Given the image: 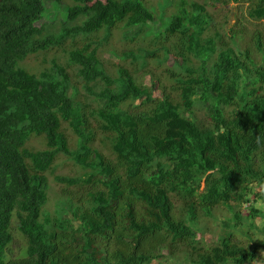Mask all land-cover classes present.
Listing matches in <instances>:
<instances>
[{
  "label": "trees",
  "instance_id": "obj_1",
  "mask_svg": "<svg viewBox=\"0 0 264 264\" xmlns=\"http://www.w3.org/2000/svg\"><path fill=\"white\" fill-rule=\"evenodd\" d=\"M167 1L155 16L157 29L142 0H0V264H151L162 257L166 264H244L263 247L264 239L251 234L253 218L262 214L254 201L264 198L255 190L264 187V28L250 36L257 54L236 51L216 29L200 37L210 22L203 5ZM249 1L248 16L264 23V0ZM44 16L47 22L35 25ZM77 17L84 20L65 25ZM120 27L125 40L141 39L128 51L146 68L149 85L136 69L106 74L92 42L68 52L86 82L104 83L95 92L99 105L85 106L108 141L109 160L87 144L93 132L85 131L77 87L70 90L65 77L47 69L29 72L21 62L70 36L103 29L107 39ZM151 89L163 91L162 98ZM62 122L78 137L74 149ZM32 135L42 136L43 149L25 148ZM59 152L88 169L94 191L82 200L64 187L50 215L42 211L45 171ZM54 179L65 186L81 181ZM215 208L230 213L224 234L202 246L199 216L213 219ZM12 214L26 241L17 257L9 250Z\"/></svg>",
  "mask_w": 264,
  "mask_h": 264
},
{
  "label": "rangeland",
  "instance_id": "obj_2",
  "mask_svg": "<svg viewBox=\"0 0 264 264\" xmlns=\"http://www.w3.org/2000/svg\"><path fill=\"white\" fill-rule=\"evenodd\" d=\"M104 1V0H101ZM144 5L151 10L153 13L154 26L157 29H162L159 20L157 19L158 14L160 13V7L164 6L168 1L167 0H142ZM177 1V0H174ZM196 1L198 4L203 5L204 11L210 16L208 28L200 35L201 38L211 37L214 34L213 29H216L221 36L224 37V40L229 42V44L237 51L243 50L245 48H250L253 51V55L257 54L254 50L253 43L251 41V35L254 30L260 29L263 30L264 23L262 20H256L248 16V6L250 5L249 0H240L239 2H233V0H188ZM50 2H46V5L49 6ZM175 3V2H172ZM233 5V9L227 8L225 5ZM173 4H169L166 8L165 14L168 15L172 13ZM53 13V12H52ZM51 13V14H52ZM231 15V19L229 16ZM82 17H77L74 20H69L65 22V25L73 26L75 24H80L82 22ZM47 22L46 17L39 19L35 25H39L43 22ZM69 22V23H68ZM61 25L60 16H56V29H59ZM122 24H119L121 26ZM140 25V24H138ZM215 27V28H213ZM124 28V27H123ZM122 28V30H123ZM121 27L116 31L112 32L111 35L105 39L104 31L100 29L99 31L82 35L77 34L75 36H70L60 45L55 46L51 45L48 49L40 50L35 53H29L21 62V65L24 68L36 75L43 70L47 69L50 74H53L57 78L65 77L66 82L68 83V88L72 90L74 86L77 87V92L75 94V100L78 101L82 107L87 119L88 124L85 126V131L93 132L91 139L87 142L91 148H94L102 153L104 159L114 160L113 153L109 149L108 141L103 137L104 133L100 131L96 122L93 119L92 115L89 114V107L85 106V103H90L91 106L99 105V101L95 92L100 91L104 83L100 79L95 81L86 82L82 76L79 75L78 65L72 62H69L68 52L74 47H81L84 43L92 42V44L97 45V56L101 61V66L104 72L108 75H115L118 67H126L127 70L138 75H142V82L146 85L150 83L149 75L144 72L145 67L138 68V59H133L131 53L128 51L137 41L142 42L141 39H136L134 41L125 40L123 37V32ZM132 32V29L130 30ZM231 33H235L236 36L234 41L229 38ZM227 34V35H226ZM229 38V39H228ZM138 47V43L137 46ZM192 56V55H190ZM216 56V53H214ZM173 59V56L171 57ZM193 60L189 63L191 66L198 64V60L191 58ZM141 61V60H140ZM147 61L150 66H155V70H158L154 60L147 58ZM164 62L162 64H166ZM163 66V65H162ZM159 65L160 68H162ZM80 76V77H79ZM170 89V88H169ZM92 91V93H91ZM176 94V92H172ZM151 94L154 98H162L163 91L159 89H151ZM177 97V96H175ZM195 112L202 116L204 115L205 110L202 107L194 109ZM64 135L67 138L68 148L74 149L76 146L77 136L73 133L71 127L66 123L62 122L61 124ZM25 148L30 150H41L45 147L44 140L41 135H32L25 141ZM93 154L90 155L92 157ZM27 163L30 165L29 160ZM86 168L80 166L68 155H65L62 152H59L50 168L45 171V176L47 178V202L45 203L42 211L50 215L53 214L57 203L60 192L64 187L69 191L82 198V200H87L90 198V194L93 190L94 180L87 181ZM55 176H64V177H78L81 181L76 185H66L62 182H57ZM255 190L264 195V187H256ZM247 205V203H246ZM254 205L261 210V215L255 216L253 222L255 227L252 229L253 234L251 237H258L264 239V198H260L254 201ZM242 215L247 213L245 206H242ZM71 217L70 214L65 213L64 216ZM213 219L211 217H206L203 215L199 216V224L201 228L197 231V240L202 246H212L216 242V234H224V228L221 226L224 225L222 220L229 216L230 213L223 211L221 208L213 209ZM78 224L74 222V226ZM221 228V230H219ZM11 231L13 234V240L9 244L10 256L16 255L19 256L26 246V241L24 240L22 234L18 229V220L15 214H12L11 217ZM236 236L242 241V234L236 233ZM249 240V238H248ZM243 242L244 238H243ZM167 250L164 249L163 253H166ZM178 259H183V252H178ZM165 257L160 259H154L151 264H166ZM185 261H181V264H184ZM173 264V263H168ZM244 264H264V245L259 250L257 256L249 261H246Z\"/></svg>",
  "mask_w": 264,
  "mask_h": 264
},
{
  "label": "clouds",
  "instance_id": "obj_3",
  "mask_svg": "<svg viewBox=\"0 0 264 264\" xmlns=\"http://www.w3.org/2000/svg\"><path fill=\"white\" fill-rule=\"evenodd\" d=\"M100 1H101V0H100ZM102 2H105V0L102 1ZM227 5H229V4H226L225 6L227 7ZM230 6H231V5H229V7H227V8H230V9H231ZM82 20H84V19H82ZM98 31H99V30H98ZM95 32H97V31H95ZM95 32H91V33H87V34H92V33H95ZM87 34H82V35H87ZM88 43H91V42H88ZM50 46H51V45H50ZM50 46H49V47H50ZM49 47H48V48H49ZM44 50H45V49H44ZM38 51H40V50H38ZM29 137H30V136H29ZM29 137H28V138H29ZM28 138H27V139H28ZM27 139H26V140H27ZM26 140H25V141H26ZM24 145H25V144H24Z\"/></svg>",
  "mask_w": 264,
  "mask_h": 264
},
{
  "label": "water",
  "instance_id": "obj_4",
  "mask_svg": "<svg viewBox=\"0 0 264 264\" xmlns=\"http://www.w3.org/2000/svg\"><path fill=\"white\" fill-rule=\"evenodd\" d=\"M227 7H229V5H227ZM231 9H233V5L230 6ZM229 18L231 19V15L229 16Z\"/></svg>",
  "mask_w": 264,
  "mask_h": 264
}]
</instances>
